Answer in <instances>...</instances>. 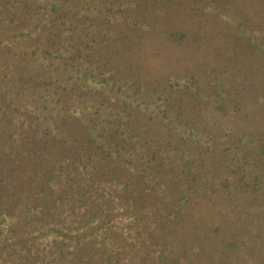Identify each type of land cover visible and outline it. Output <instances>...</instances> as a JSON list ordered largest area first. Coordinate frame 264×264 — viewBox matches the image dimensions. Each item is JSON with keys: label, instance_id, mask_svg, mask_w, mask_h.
<instances>
[{"label": "trees", "instance_id": "trees-1", "mask_svg": "<svg viewBox=\"0 0 264 264\" xmlns=\"http://www.w3.org/2000/svg\"><path fill=\"white\" fill-rule=\"evenodd\" d=\"M106 3L126 26L128 53L139 20L126 11L139 0H0V264H174L177 251L179 264H240L239 230L207 234L189 205L261 183L258 150L234 146L244 133L233 138L221 121L241 98L228 100L205 74L137 79L131 63L132 99L113 95L111 74L107 88L90 86L99 70L79 87L81 67L62 60L56 35L76 16L88 29ZM256 6L247 30L264 55V0ZM89 91L88 115L58 110Z\"/></svg>", "mask_w": 264, "mask_h": 264}, {"label": "rangeland", "instance_id": "rangeland-1", "mask_svg": "<svg viewBox=\"0 0 264 264\" xmlns=\"http://www.w3.org/2000/svg\"><path fill=\"white\" fill-rule=\"evenodd\" d=\"M251 1L139 0V8L126 11L139 20L138 26L130 30L132 50L128 53L125 51L130 42L123 36L126 26L121 25L119 20L113 24L118 12L115 13L107 3V6L102 3L99 12H90L94 19L88 29H85L87 22H82L84 17L77 19L76 16L63 24L56 41H61L65 52L62 60L81 67L79 87L89 80L90 72L99 70L103 74L96 75L89 85L107 88L106 82L100 84V81L111 74L118 84L111 92L119 99L132 95L129 84L132 80L131 65L137 79H145L146 74L155 77L176 75L179 78L185 75H209L210 84L221 85V95L236 101L238 106L236 114L221 116L222 123L231 127L233 138L235 131L244 133L240 142L237 134L239 143L233 145H254L253 153L256 154L258 150L257 154L263 158L259 161L258 169L263 170L264 55L257 45H253L258 33L247 30L253 24V13L257 18L254 12L257 0L254 4ZM94 30L102 34L91 42L89 39ZM213 94V97L217 96L216 92ZM83 95L81 92L75 96V103L65 102L58 110L75 112L79 116L88 115L94 109L92 95L90 91ZM236 97L241 99L235 100ZM200 109L205 113L206 109L214 108L204 105ZM211 119L216 121L210 125L218 128L221 123L214 115ZM224 132L226 129L222 134ZM262 142L263 146L260 144ZM257 182L261 183L252 193L241 186H232V190H216L211 198L202 202L196 199L189 205L192 216L202 219L201 231L209 234L210 229L216 226L221 232L239 230V238L234 240L237 245L234 244L233 248L237 251L234 255L239 256L236 261L240 264H264V176L259 177ZM190 225L193 227V223ZM171 258L175 259L174 264H179L182 254L177 251L176 256L173 254ZM167 261L163 257L159 264H166Z\"/></svg>", "mask_w": 264, "mask_h": 264}]
</instances>
